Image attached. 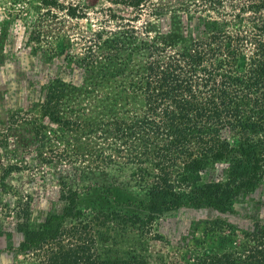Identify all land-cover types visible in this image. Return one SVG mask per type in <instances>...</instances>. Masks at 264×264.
Here are the masks:
<instances>
[{
  "label": "trees",
  "instance_id": "16d2710c",
  "mask_svg": "<svg viewBox=\"0 0 264 264\" xmlns=\"http://www.w3.org/2000/svg\"><path fill=\"white\" fill-rule=\"evenodd\" d=\"M101 1L108 6L100 9L97 29H88L84 57L69 59L92 75L82 90L92 93L97 109L84 112L66 102V92L79 87L56 78L47 84L40 115L25 124L39 139L44 118L62 132L86 131L98 138L110 132L116 141L128 135L113 154L84 149L88 144L80 136L72 146L76 157L92 154L117 170L134 163V181L145 190L137 205L146 213L81 208L78 190L63 188L60 213L46 215L35 229L10 225L4 229L9 246L0 231V264H17L6 259L5 249L27 264H146L135 250L119 254L128 235L141 251L159 233L152 224L159 212L202 204L229 211L243 190L256 196L245 205L249 223L230 233L232 246L215 251L188 245L180 259L264 264V0H194L190 6H180L183 0ZM172 2L186 8L178 14ZM39 5L50 17L58 11L88 19L89 0H39ZM162 24L167 29L158 32ZM121 50L137 51L138 58L123 57ZM106 79H113L116 92L93 93ZM118 101L135 107L121 117ZM63 108L72 115L63 118ZM121 149L129 153L122 155ZM118 158L124 160L117 163ZM225 162L217 170V163ZM202 176L206 180L197 185Z\"/></svg>",
  "mask_w": 264,
  "mask_h": 264
},
{
  "label": "rangeland",
  "instance_id": "374dc122",
  "mask_svg": "<svg viewBox=\"0 0 264 264\" xmlns=\"http://www.w3.org/2000/svg\"><path fill=\"white\" fill-rule=\"evenodd\" d=\"M192 1L183 0L180 6H190ZM172 4L171 10L178 14L186 8L177 2ZM88 6V19H70L58 11L56 17H50L41 9L39 0H0V231L16 222L38 228L46 215L61 212L64 204L61 193L66 187L78 190L81 208L146 213L137 205L145 197V190L134 181V163L128 162L123 170H117L110 161L102 163L92 159V154L76 157L72 146V143L80 142L75 141L80 136L81 141L88 144L82 145L84 149L92 153L102 149L113 154L118 144L126 145L128 135L116 141L110 132L99 138L86 131L62 132L60 127L44 118L41 120L47 126L40 127L44 138L39 139L33 134V127L25 124L28 122L26 119L32 120L40 115L39 103L45 96L47 84L56 78L79 87L66 92V102L84 112L97 109L93 106L95 99L92 93L82 90L91 83L92 75L69 62L74 56L84 57L87 44L84 38L89 33L88 29H97L100 9L108 4L89 0ZM202 13L199 12L200 15ZM166 29L162 24L157 31ZM121 56L138 58L137 51L121 50ZM112 83L113 79H106L104 85L100 83L92 89L93 93L96 90L116 92ZM118 105L122 107L118 110L124 109L125 112L121 117L129 115L135 107L131 102L118 101L116 107ZM62 111L63 118L72 115L65 108ZM94 117L100 118V115ZM88 139L93 142L89 143ZM121 150L122 155L129 153ZM121 160L124 159L117 163ZM225 164L217 163V170ZM205 180L206 177L202 176L196 183L199 185ZM252 192L241 191L233 209L225 212L206 204L163 210L152 221L153 232L159 233L146 241L143 250H138V242L130 234L119 244V254L135 250L142 253L146 264H184L180 257L188 245L215 251L229 249L232 246L229 239L234 238L230 233H238L237 227L249 223L245 205L256 196V191ZM27 212L31 213L28 217ZM1 238L6 240V246L12 242L5 231ZM5 255L6 259L17 264L28 262L20 255L13 257V252L7 249Z\"/></svg>",
  "mask_w": 264,
  "mask_h": 264
}]
</instances>
